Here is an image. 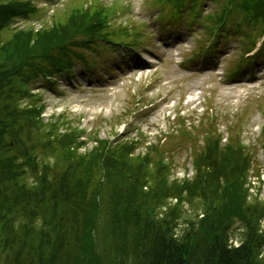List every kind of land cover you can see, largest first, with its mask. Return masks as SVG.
<instances>
[{
	"label": "rangeland",
	"instance_id": "rangeland-1",
	"mask_svg": "<svg viewBox=\"0 0 264 264\" xmlns=\"http://www.w3.org/2000/svg\"><path fill=\"white\" fill-rule=\"evenodd\" d=\"M18 1L30 12L6 24L3 42L20 32L60 30L71 43L58 57H73L67 59L76 61L71 63L76 78L61 76L54 89L38 83L33 90L41 97L44 124L73 136L78 156H98L104 142L127 145L138 161L137 156L149 157L142 165L149 175L165 162V180L180 190L196 175L201 176L197 182L207 184V170L199 171L195 158L212 154L208 145L242 144L251 160L245 187L264 203V0H188L184 16L172 21L168 16L175 10L167 0ZM220 24L228 36L215 35ZM211 43L213 55L200 56ZM56 155L65 156V149L58 147ZM129 165L128 185H133L132 177L146 172ZM158 174L164 175L161 169ZM162 189L158 183L144 189L147 195L139 201L145 210L156 195L178 204L180 195ZM180 207L188 213L180 217L178 234L184 220L196 216L191 204ZM233 243L239 245L238 239Z\"/></svg>",
	"mask_w": 264,
	"mask_h": 264
},
{
	"label": "trees",
	"instance_id": "trees-1",
	"mask_svg": "<svg viewBox=\"0 0 264 264\" xmlns=\"http://www.w3.org/2000/svg\"><path fill=\"white\" fill-rule=\"evenodd\" d=\"M167 1L175 10L169 21L184 16L188 0ZM29 12L18 0H0V264H264V203L245 187L251 161L246 147H222L218 140L208 145L213 153L195 158L198 170H207V184L196 175L180 190L165 180V162L149 175L143 167L149 157L137 156L139 163L127 145L104 142L98 156H78L73 136L44 124L41 97L33 90L38 83L54 89L61 76L76 78L73 57H58L71 48L68 38L56 30L1 40L6 24ZM223 25H216L215 35L228 36ZM58 147L65 156L57 157ZM129 163L146 172L132 177L133 185ZM160 169L164 175L157 177ZM155 183L180 195L178 204L156 195L145 210L140 196ZM184 203L196 216L185 219L178 234L180 217L188 213Z\"/></svg>",
	"mask_w": 264,
	"mask_h": 264
}]
</instances>
